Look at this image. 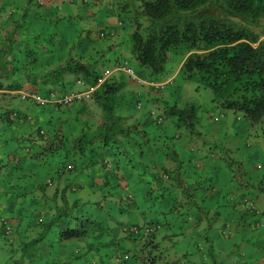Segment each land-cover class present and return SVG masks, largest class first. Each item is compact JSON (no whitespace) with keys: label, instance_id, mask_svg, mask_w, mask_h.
<instances>
[{"label":"rangeland","instance_id":"1","mask_svg":"<svg viewBox=\"0 0 264 264\" xmlns=\"http://www.w3.org/2000/svg\"><path fill=\"white\" fill-rule=\"evenodd\" d=\"M79 1L75 0V3ZM85 1L91 4L88 5L89 8L100 6V4L95 5L94 0ZM123 2L129 5L130 9L137 5L136 0H123ZM75 5L72 9L78 7L80 11L87 10L85 6L77 4L75 7ZM59 10H62L61 15L66 16L63 14L66 13L64 8ZM69 16L64 19L70 21L66 26L54 23L56 17L53 18V22L44 19L42 25L39 24L37 30L42 33L41 37H44L45 42L53 41L52 35L62 30V26L65 29L77 30L79 26L86 29L89 25L96 27L101 24L94 15L70 14ZM99 16L104 17V15ZM111 27L109 26L112 33L118 32L119 38L124 37L122 26ZM106 28L103 27V30ZM49 36L51 39H48ZM184 56L183 48L170 52L163 77L171 79V82L163 87L161 93L166 97L164 102L172 103L178 100L180 104L185 102L194 106L193 126L177 128L173 126L172 118H163L160 126L153 127L155 131L159 130L164 135L158 138L157 142L160 143L165 136L171 138L172 135H180L179 140L171 141L178 152L177 160L182 167L176 174L185 181L179 188L175 187V184L171 186V181L164 182L160 178L153 180L150 172L155 156L142 147L135 149L137 154L135 158L133 155L131 160L118 153L120 148L113 146L109 149L108 146L101 147L96 142H84L83 153L73 148L71 152L70 148H66L58 155L46 158L44 162L39 158H32L34 153L43 151L40 148L53 142L51 133L59 129L60 125L63 126L61 128L64 131L75 130L73 126H79L75 121L78 118L68 119L63 123L61 121L67 119L66 114L75 117L73 112L75 108L82 106V103H73L71 106L55 109L51 106H32L30 115L34 117V123L21 126L14 123L6 129L1 138L7 133H11L16 138L9 139L8 147L3 146L7 152L3 156L0 154L2 156L0 217L13 220V224L10 226L12 231L10 235L0 232V264H14L16 257L18 259L22 255L33 258V253L37 254L38 259L29 264L38 262L49 264L51 261L98 264V259L102 260L103 264H138L137 257H145L143 261L146 264H191V262L242 264L243 261H247L245 264H264L262 248L264 246V119L249 124L240 113L218 107L212 100L213 95L208 88L181 77L179 66ZM41 58L43 61L53 62L57 59L50 53L44 54ZM128 61L136 70L133 59L128 58ZM116 74L127 80L125 81L127 87L142 90L143 86L128 81L127 75L121 69ZM69 80L72 83L70 86L72 91L84 89L85 85L75 82L74 77H70ZM3 98L6 100L4 107L8 109L32 105L30 100L20 102L18 95L13 98L9 96ZM131 101H136L135 96L131 97ZM143 102L146 105L145 99ZM0 103L2 104L3 100H0ZM132 112L145 114L143 110L136 108L132 109ZM37 127H41L44 133L40 140L36 133ZM189 131L191 135L187 136L186 132ZM197 133L199 134L196 135ZM214 139L219 142L217 147H211L210 142ZM203 148H206L209 156H206ZM130 149L128 148L129 151ZM103 160L107 162L108 170L99 167ZM117 164L120 168L117 173L119 185L114 187L113 199H111L102 196L106 195L110 187L98 188L97 180L103 179V175L109 176L112 168ZM70 165H74L75 168L72 171L66 170ZM48 180L52 181V185L48 184ZM223 182L225 184L223 187L226 185L228 187L231 182L236 185L239 182L247 184L246 197L254 201L263 218L261 221L255 219L260 222L256 221L245 228L252 231L259 229V232L253 234L251 238L242 240V243L237 242L233 234L226 237L225 233H222V231L226 234L233 232V226L237 225L235 216L232 217L227 211L219 215L213 214L210 196L212 194L222 196V191L226 189V187L220 188ZM58 183L68 187L66 191L68 199L72 200L75 194L87 198L88 202L78 214L87 215L90 220H99V226L97 227L96 224V227L89 229L87 236L81 241L60 236L61 230L64 229V226L62 228L64 221L76 213L73 209L61 208V203L58 208L56 203L50 201L53 200L50 197ZM77 186L80 188L75 193L70 191ZM99 194L101 197L98 210H93L96 206L92 202ZM203 199L208 201L203 205L207 211V214L203 213V215L207 216L202 217L200 225L195 227L194 223L197 222L199 214L196 210L201 207ZM3 204L6 205L5 210L2 208ZM58 209V221L52 222ZM132 226H137L141 230L149 226L155 231L153 243L145 245L141 253L140 245L146 239L141 235H130L126 232ZM40 236L43 237L41 241L38 240ZM204 236L208 237L209 242ZM33 241H36L35 245ZM254 242L255 247L261 250L259 255L262 259L259 262L251 260V257L247 256L249 253L245 251L249 244ZM211 247L213 253L207 252ZM22 258L24 264H28L27 258Z\"/></svg>","mask_w":264,"mask_h":264},{"label":"trees","instance_id":"2","mask_svg":"<svg viewBox=\"0 0 264 264\" xmlns=\"http://www.w3.org/2000/svg\"><path fill=\"white\" fill-rule=\"evenodd\" d=\"M136 2L137 5L133 9L127 4L124 5L127 24L121 27L124 37L119 40H116L112 33L110 35L107 28L85 29L79 26L77 30L65 29L63 26L70 24V21L64 19L70 17V14L59 16L56 8L42 7L37 0H26L23 7L17 5L12 10L11 23L4 26L0 38V91L24 92L26 96L48 97L51 93L61 96L72 91L70 77H74L75 82L82 81L85 85L82 90H90V96L78 101L82 106L75 108L73 112L75 117L65 113L67 119L61 121L63 123L68 119L78 118L75 121L79 126H73L75 130L64 131L60 125L59 129L51 133L53 142L40 148L43 151L34 153L32 158H39L44 162L46 158L58 155L66 148H70L71 152L73 148L83 153L84 142H96L101 147L120 148L118 153L131 160L132 156L135 158L137 154L135 149L142 147L155 156L150 172L153 180L160 178L164 182L171 181V186L175 184V187L179 188L185 181L176 174L182 167L177 160L178 152L171 141L179 140L180 135L175 134L171 138L165 136L160 143L157 142L158 138L164 135L159 130L155 131L153 127L160 126L163 118H172L174 127L191 128L194 106L185 102L180 104L178 100L172 103L164 102L166 97L161 95L163 89H156L154 91L156 94L149 98L143 90L127 87L125 83L127 80L116 73L120 72V69L123 71V65L130 66L128 58H131L136 63V70L132 69L138 79L147 83L161 82L165 80L163 74L170 52L183 48L185 56L179 66L181 77L208 88L213 95L212 100L218 107L240 113L249 124L257 123L264 119V0H136ZM55 17L57 19L54 23L63 25L62 30L56 35L51 34L53 41L45 42L37 28L39 24L42 25L44 19L53 22ZM103 34L104 36H101ZM48 39H51V36ZM47 53L55 55L56 61H43L41 57ZM104 72L109 74L104 77ZM127 77L130 81L128 75ZM148 88L154 90L151 86ZM134 96L136 101H131V97ZM31 99L28 98L30 101ZM31 102L33 106H37L35 102ZM160 102L162 106L159 105ZM135 108L143 110L145 114H135L132 112ZM13 113L17 114L15 119H12ZM26 116L25 113L23 117L16 108L8 109L0 103L2 156L7 152L3 146L8 147L7 141L16 137L11 133L2 138L1 135L14 123L21 126L20 120L22 118L25 120ZM25 124L27 123L23 125ZM40 130L41 127H37L39 140L44 135ZM186 135H191L190 131L186 132ZM216 140L210 142L211 147L219 145ZM128 148H131L130 151ZM202 150L209 156L206 148ZM101 166L108 170L104 160L99 164V167ZM74 168V165H70L66 170L72 171ZM119 171L117 164L109 176L102 173L103 179L97 180L98 188L110 187L106 195L102 196L113 199V189L119 185L117 182ZM48 182L52 185L51 180ZM78 188L80 186L70 191L75 193ZM67 190L65 184L58 183L50 197L53 200L50 201L56 203L58 208L61 203V208L75 211L76 215L68 216L70 219L62 224L64 229L61 230L60 236L81 241L87 236L89 229L96 227L99 220H90L89 216L78 214L88 202L87 198L75 194L70 200L67 198ZM246 196V194L239 197L229 196V201L237 205L244 214L247 211L254 213L246 207L245 202L249 201ZM100 197L99 194L92 202L97 207H93V210H98ZM205 204L206 199H203L201 207L196 210L199 214L197 222L194 223L195 227L200 225L202 217L207 216L203 215L207 214L203 208ZM2 208L5 210L6 205L3 204ZM213 214L219 215V212L214 210ZM58 217L59 209L56 210L52 222H57ZM8 219L0 217V232L5 235L6 224L9 226L13 224ZM145 229L148 230L147 233L143 232ZM126 232L145 237L143 239L146 240L140 245V253L145 245L153 243L155 231L149 226L142 230L132 226ZM42 238L40 236L38 240L41 241ZM204 238L209 242L207 236ZM36 241H33V245ZM207 252L213 253L212 247ZM32 256L33 258L24 255L18 259L16 257L14 264H24L22 257L27 258L28 264L35 262L38 256L36 253ZM144 258L137 257L138 264H146ZM92 262L95 263L94 259ZM97 263L103 264L100 259ZM49 264H70V261H51Z\"/></svg>","mask_w":264,"mask_h":264},{"label":"crops","instance_id":"3","mask_svg":"<svg viewBox=\"0 0 264 264\" xmlns=\"http://www.w3.org/2000/svg\"><path fill=\"white\" fill-rule=\"evenodd\" d=\"M25 1L26 0H0V38L3 35L4 26H7L11 23L10 16L12 15L11 14L12 10L15 9L17 5H22L21 7H23L25 4ZM37 1L42 7L56 8L58 11L57 14H59V16H61L62 10H59L61 8L65 9L66 13H63L65 15L67 14H76V15H81V16H85L89 14L94 15L96 19H98L101 23L100 25H96V21L94 20V26L96 25L97 29H103V27L109 28V26L110 27L117 26L118 28H120L121 26L127 24V15L124 13L126 9L124 7L125 4L123 0H99L100 6L96 8H89L88 4L87 5L82 4V0H80L79 3L78 2L75 3V0H37ZM77 4L78 6L79 5L85 6L87 10L86 11L78 10V7H76ZM73 5H75L76 8L72 9ZM108 12H110L111 14L109 15ZM99 15L101 16L104 15V17L101 18ZM88 27L91 28L93 26L89 25ZM109 30L111 29L109 28ZM109 32L112 33V30ZM114 35L116 36V40H119L118 32L115 33ZM142 90L147 94L149 98H152L155 95L154 90L152 91L146 86H143ZM29 109L30 108L28 106H23L19 110L22 113H26ZM225 181H226V178H225ZM234 182H231L228 187L226 185L225 186L226 189L224 191H222V189L225 188L223 187L225 184L224 182L221 183L220 188H222L221 189V191L223 192L222 196H216L212 194L210 196V198L212 199L210 204H211L213 213H214V210H217L219 213L223 211H227L231 214L232 217L235 216L236 218L235 223H237L238 226L237 225L233 226L234 227L233 232H232L234 236L233 238L237 242L242 243L247 237L251 238L253 234H257L259 232V229H253L254 231H252V230L245 229V228H248L251 224H254L256 221L263 220V218L261 217V214H258V213L257 214L255 213L254 214L253 213L244 214L242 213L243 211H241L237 205L232 204L229 201V196L239 197L244 194L248 195L245 189L247 184L245 185L239 182L236 185L234 184ZM207 203L208 201L206 200V204ZM255 219H259V220H255ZM255 246H256L255 242L250 243L249 247H247L245 251L249 253L247 254V256L251 257V260L259 262L262 259V256L259 255L261 253V250H259V248H256ZM262 248L264 249V246ZM245 263H247V261H243L242 264H245Z\"/></svg>","mask_w":264,"mask_h":264},{"label":"clouds","instance_id":"4","mask_svg":"<svg viewBox=\"0 0 264 264\" xmlns=\"http://www.w3.org/2000/svg\"><path fill=\"white\" fill-rule=\"evenodd\" d=\"M82 4H88V5H90V3H88L87 1H85V0H82ZM94 4L95 5H97V4H100L99 3V0H94ZM98 7V6H97ZM110 35H111V33H109ZM113 34V33H112ZM114 35V34H113ZM101 36H104V34L103 35H101ZM130 67V66H129ZM132 68V67H131ZM134 71V70H133ZM125 72V71H124ZM126 73V72H125ZM135 74V73H134ZM136 76V75H135ZM130 78V77H129ZM136 78H137V76H136ZM138 79V78H137ZM130 80H131V78H130ZM139 80V82L138 81H134V82H136V83H138L139 85H141V84H143V85H145L146 87L147 86H151L150 84H152V83H147V82H145V81H142V80H140V79H138ZM131 81H133V80H131ZM171 81V79H165V80H163V81H161V82H155V83H164L163 84V87L167 84V83H169ZM78 84H82V81H76ZM151 87H153V86H151ZM163 87L162 88H155V87H153L154 88V90H156V89H160V90H162L163 89ZM84 91H90V90H77V92H84ZM0 94L2 95H0L1 97V99L3 100V103H2V105L3 106H5L6 107V103H4L6 100L3 98L4 96H13V94H15L16 96L18 95V98L20 99V102H22V100H28V98H32L31 99V101H33V103L35 102L36 104H37V106L39 105V106H51V107H53V108H63V107H57V106H55V105H53V104H51V103H44V104H40V103H38L37 101H36V99L34 98L35 96H38V97H41V98H43V99H48V98H50V95L51 94H54V93H51V94H49V96L48 97H42V96H40V95H28V96H26L27 94H25L24 92H7V91H0ZM54 95H56V94H54ZM15 96V97H16ZM58 96V95H57ZM11 98V97H10ZM26 106V105H25ZM33 105H30V106H28L29 108H31ZM10 109V108H9ZM19 109H21V108H19V106H18V108H16V111H18V112H20V110ZM30 110L31 109H29L27 112H26V114H27V116L25 117V120L22 118L21 120H20V122H21V125H23L25 122L27 123V124H31V123H34V121H33V118H32V116L30 115L31 113H30ZM22 115H23V117L25 116V113H22V112H20ZM17 117V114L16 113H13L12 114V119H15ZM40 133H43V131H41L40 130ZM27 152H29L28 150H27ZM105 164H107V162L104 160V165ZM249 200V199H248ZM251 203H253V205H254V201H252V200H249ZM255 206V205H254ZM251 211H247V213H250ZM254 213L255 214H259V211H258V209H257V207H255V211H254ZM253 213V214H254ZM12 222H13V220H11ZM5 231H6V235H10L11 233H12V231H11V228H10V226L8 225V224H6V228H5ZM230 235H232V231L230 232Z\"/></svg>","mask_w":264,"mask_h":264},{"label":"built area","instance_id":"5","mask_svg":"<svg viewBox=\"0 0 264 264\" xmlns=\"http://www.w3.org/2000/svg\"><path fill=\"white\" fill-rule=\"evenodd\" d=\"M122 70L126 72V74L131 78V80L139 82V80L136 78L134 71L131 67H129L125 64L122 66ZM108 74H109V72H104V77ZM163 84L164 83H152L150 85L155 87V88H162ZM89 96H90V91H84V92L71 91V92L63 94L61 96L51 94L50 98H48V99H43V98L38 97V96H35L34 98L40 104H44V103L49 102V103H51L57 107H65V106H68L74 102H78L82 99H87ZM163 177L166 178V175H164ZM245 203H246V207H248L249 210L255 211V206L253 205V203H251L250 201H246ZM144 232L147 233L148 230L145 229ZM222 233H225L226 237H228V235H230V233L226 234L225 231H222Z\"/></svg>","mask_w":264,"mask_h":264}]
</instances>
